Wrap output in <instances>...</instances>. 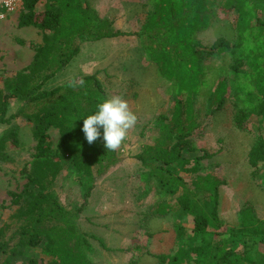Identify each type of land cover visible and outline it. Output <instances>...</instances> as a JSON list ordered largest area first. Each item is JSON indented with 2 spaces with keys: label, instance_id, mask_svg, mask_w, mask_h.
Listing matches in <instances>:
<instances>
[{
  "label": "rangeland",
  "instance_id": "obj_1",
  "mask_svg": "<svg viewBox=\"0 0 264 264\" xmlns=\"http://www.w3.org/2000/svg\"><path fill=\"white\" fill-rule=\"evenodd\" d=\"M88 2L100 18L111 20L114 29L131 34L79 41V53L72 58L70 67L49 80L44 89L74 81L85 74H96L105 90L104 100L121 95L138 117L120 149L109 151L116 157V162L105 172L99 174L94 167L91 175L79 173L70 159L64 157L63 171L51 186L67 211L74 214L82 206V210L76 213L75 223L80 232L88 235L90 250L86 256L90 264H160L155 255L171 256L177 248V228L184 225L189 215L183 213L178 218L171 212L160 215L157 208L172 204L179 211L177 198L180 195L193 200L201 197L196 178L206 174L221 181L216 209L221 222L220 233L208 236L209 240L215 242L226 238L227 246L241 253L244 244L252 241L239 232L241 211L249 206L255 218L264 223V162L252 176L253 169L247 161L258 128L264 130V113L246 115L242 130L234 126L233 116L236 104L242 101H264V91L257 86L248 95H234L235 82L239 78L229 66L239 55L236 10L226 11L215 3L212 24L194 36L207 47L223 37L231 47L221 56L205 60L210 66L204 69L206 86H212L196 99L199 125L191 135L196 151L185 153L160 169L157 166L159 161L153 157H146L144 161L137 158L138 154L145 152L146 146H150V154L158 148L160 125L168 122L177 98L169 92V82L159 76L156 65L143 50L142 26L149 9L148 0ZM251 5L254 8L252 24L264 26V4ZM43 8L44 0H39L36 10L42 11ZM17 18L18 10L0 20V89L3 92H8L3 82L14 76L11 70L17 67L16 59L21 56L29 61L35 52L34 46L42 43L40 31L36 27L21 29ZM238 70L240 73L249 71L243 59H240ZM220 79L226 82L227 95L222 107L215 109L210 100L213 85ZM26 110L23 100L12 97L8 100L5 117L13 114L15 117L7 123H0V144H3L0 147V225L17 208L11 203L7 191H21L37 161L34 157L35 123L25 119ZM47 133L54 153L60 143L58 129L49 127ZM101 141L106 150L103 139ZM205 153L210 156H204ZM150 164L157 166V172L180 177L182 185H156L155 177L146 179L152 167ZM208 198L209 194L203 199L210 206L212 200ZM204 207L209 210L207 205ZM92 235L101 239L106 249ZM43 244L42 239L34 247L17 249L16 253L0 258V264H53L49 257L41 254Z\"/></svg>",
  "mask_w": 264,
  "mask_h": 264
},
{
  "label": "trees",
  "instance_id": "obj_2",
  "mask_svg": "<svg viewBox=\"0 0 264 264\" xmlns=\"http://www.w3.org/2000/svg\"><path fill=\"white\" fill-rule=\"evenodd\" d=\"M38 2L22 0L17 25L39 29L42 43L34 46V58L28 67L4 80L3 87L8 92L0 89V123H7L15 117L14 114L5 117L8 100L12 97L23 100L27 109L24 117L35 123L33 135L37 140L34 153L37 161L32 174L28 175L27 184L19 192L7 191L11 203L17 208L0 225V258L16 253L17 249L34 247L43 239L40 252L49 257L51 263L90 264L86 256L90 250L88 235L80 232L75 223L76 213L82 210V206L74 214L67 211L51 186L63 171L64 157L85 175H91L94 167L101 174L115 164L114 154L102 148L103 129L101 139L91 145L82 131L83 120L98 111L97 105L104 100L105 90L96 74H85L47 90L44 85L61 73L79 53V41H98L131 33L114 29L111 20L100 18L88 0H44L42 11L36 10ZM215 3L226 11L234 9L237 12L235 28L239 55L229 66L239 78L235 82L234 95H248L257 86L264 91V26L252 24L254 8L251 5L264 4V0H224V3L222 0H148L149 9L142 26L143 50L156 65L159 76L169 82V92L177 98L168 122L160 125L161 132L157 137L160 145L152 154L150 146H146L145 152L138 154L137 158L144 161L146 157H153L159 161L157 166L160 169L183 154L196 151L191 138L199 125L196 99L205 95L207 88L212 86H206L204 69L210 66L205 64V60L219 57L231 47L223 37L208 47L194 38L197 32L208 29L212 24ZM240 59L248 66V72H239ZM209 82L213 83L212 80ZM226 95V82L220 79L213 85L210 104L215 109L221 108ZM253 112L264 113V101L254 99L236 104L234 126L244 129V117ZM49 127H55L59 132L60 143L54 153L47 133ZM258 132L247 153L252 176L264 162V130L258 128ZM204 156L210 154L205 153ZM151 166L146 179L155 177L156 185H182L180 177L157 172V166ZM262 176L264 183V170ZM196 180L201 197L193 200L180 195L177 198L179 211L172 204L157 208L160 215L166 212L177 218L183 213L189 215L185 226L181 224L177 228L176 250L171 256L155 255L158 262L264 264V223L255 218L249 206L241 211L239 232L252 241L244 244L241 253L229 248L226 238L215 242L209 240L213 234L220 233L221 222L216 209L221 181L211 174L198 175ZM208 194V199L212 200L210 206L203 199ZM206 205L209 210L204 207ZM92 237L106 249L101 239ZM259 243L262 244L260 247Z\"/></svg>",
  "mask_w": 264,
  "mask_h": 264
},
{
  "label": "clouds",
  "instance_id": "obj_3",
  "mask_svg": "<svg viewBox=\"0 0 264 264\" xmlns=\"http://www.w3.org/2000/svg\"><path fill=\"white\" fill-rule=\"evenodd\" d=\"M83 84V81H80ZM75 86V85H73ZM98 111L83 120L82 131L88 144L102 139L108 151H117L127 139L129 130L134 128L138 117L129 102L121 95H113L97 105Z\"/></svg>",
  "mask_w": 264,
  "mask_h": 264
},
{
  "label": "built area",
  "instance_id": "obj_4",
  "mask_svg": "<svg viewBox=\"0 0 264 264\" xmlns=\"http://www.w3.org/2000/svg\"><path fill=\"white\" fill-rule=\"evenodd\" d=\"M21 4L22 0H0V7L2 8L0 19H4L9 13L18 10Z\"/></svg>",
  "mask_w": 264,
  "mask_h": 264
},
{
  "label": "crops",
  "instance_id": "obj_5",
  "mask_svg": "<svg viewBox=\"0 0 264 264\" xmlns=\"http://www.w3.org/2000/svg\"><path fill=\"white\" fill-rule=\"evenodd\" d=\"M17 11V10H16ZM11 13H15V12H11ZM11 13H9V14H11ZM0 20H2V19H0ZM21 29L22 28H25V29H29V28H35L34 26H31V25H29V26H23V27H20ZM37 29V28H36ZM38 31H40L39 29H37ZM40 33H41V31H40ZM42 37V36H41ZM34 54H35V52L32 54V56H31V58H30V60L29 61H25L26 59L25 58H23V57H19V58H17L16 60V62H17V67H15V69L14 70H11V72H13V74H15V73H17V72H19V71H21V70H23L24 68H26V67H28L30 64H31V62L33 61V58H34ZM1 56V55H0ZM5 58V57H4ZM3 58V59H4ZM70 65V63L66 66V67H70L69 66Z\"/></svg>",
  "mask_w": 264,
  "mask_h": 264
}]
</instances>
